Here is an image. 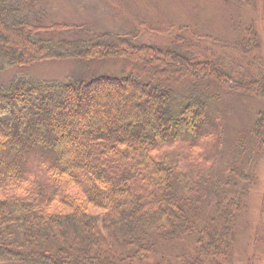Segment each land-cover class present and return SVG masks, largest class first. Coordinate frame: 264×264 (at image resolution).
I'll list each match as a JSON object with an SVG mask.
<instances>
[{"label":"trees","instance_id":"obj_1","mask_svg":"<svg viewBox=\"0 0 264 264\" xmlns=\"http://www.w3.org/2000/svg\"><path fill=\"white\" fill-rule=\"evenodd\" d=\"M228 1L223 0L224 3ZM232 1L233 4L238 3L237 0ZM47 11L49 8L46 9L40 0H0V66L18 63L19 55H30V30L38 32L45 28L42 23ZM233 24L236 31H241L236 23ZM52 25L63 29L58 24ZM13 26L22 40L18 49H13L12 44L2 43L5 34L13 31ZM66 27L70 28L71 33L75 29L73 26ZM35 36L39 45L45 44V40L38 39V33H34ZM209 41L216 44L217 40ZM48 42L46 48L60 50L64 45H69L76 54L91 48L90 56L86 58L88 60L93 57L101 59L97 53H93L94 47L100 45L98 42H102L100 49L107 51L105 54L100 51L104 55L101 57L108 56L106 54L110 52L117 54L120 44H129L126 47L130 50L133 49L130 44L134 45L111 35H99L91 39L80 36L79 39L72 34L67 41L56 39L55 42ZM193 45L203 47L199 40ZM190 48L187 44H179L162 55L167 56L172 52L182 58V66L191 68V78L196 84L195 80L201 79L198 70H204L205 78H212L209 76L216 72L222 85L232 86L234 80L242 90L252 89L255 92L256 88H250L248 84H260L258 94H264L262 70L253 74L240 73L232 68L226 72L208 59H200L206 56L205 52ZM61 55L62 50L55 53L56 58ZM164 62L168 63L166 60ZM171 64L180 66L178 61H172ZM150 67L149 71L153 74H149L159 77L156 73L158 67L153 64ZM168 75L175 77L173 74ZM131 76L98 77L79 82L81 90L73 96L67 94V90L72 87L69 82L12 81L7 87H0V190L5 188H1L2 183L10 179L17 183L24 181L28 158L34 154L39 159L38 166L47 168L51 183L47 189L42 186L34 189L36 193L29 199L8 195L0 200V260L8 257L5 253L10 252L19 264H123V256L131 255L140 260L137 257L144 258L151 253V248L146 249L141 244L151 239L147 234L162 232L166 242L185 237L194 239L193 247L183 256L160 254L148 264H232L231 242L228 238L230 227L226 217L231 213L233 202L215 203V219L211 220L210 225L201 226L203 223L198 221L193 210L195 200H188L173 188V181H180L183 191L191 187L188 185L190 178L197 175L199 170L196 169L187 177L177 173L176 163L172 162L171 165L170 159L166 158L163 165H158L159 171L156 173V169L152 168L154 161L149 157L151 148L164 145L162 140L165 136L177 139L184 136L181 132L190 135L193 132L189 131L190 128L200 127V123L205 121L200 99L188 95L189 102L176 107L175 111L171 90L159 89L151 85L150 81L146 83ZM243 78L248 84L240 83ZM93 82L123 93L122 99L125 101L130 94H135L130 91L145 95L141 103H134L133 108H126L117 101L114 111L105 110L102 119L91 123L96 108V94L103 92L102 87H96L85 94V88ZM190 92L191 87L187 90V93ZM87 105L88 111L85 109ZM199 112L200 118H197ZM195 113L199 121L192 126ZM75 126H81L82 129L74 131ZM252 133L258 138V143H264L261 142L264 141V110L256 113ZM54 135L60 137L58 142ZM66 140H69L68 148L72 147L71 159L66 154L64 156L67 146L62 144ZM210 156L211 150L199 155L203 161ZM154 172L159 178L151 183L148 179L156 176ZM232 175L233 168L220 182L215 179L212 182L213 191L220 193V189L226 190L231 183L227 184V181L235 178ZM68 182L80 189L88 204L92 202L104 210L95 224L94 221L87 223L82 210L84 202L81 201L78 206L66 203L67 200H76L75 197L67 196L65 187ZM232 190H236L235 187ZM244 191L236 195L241 196ZM55 204L67 205L70 211L64 214L61 209L52 208ZM10 240L33 244V250L19 256L18 251L11 250ZM138 240L143 242L139 244ZM55 241L61 244V248L53 252L55 254L43 250L45 243Z\"/></svg>","mask_w":264,"mask_h":264},{"label":"rangeland","instance_id":"obj_2","mask_svg":"<svg viewBox=\"0 0 264 264\" xmlns=\"http://www.w3.org/2000/svg\"><path fill=\"white\" fill-rule=\"evenodd\" d=\"M40 2L46 9L49 8L42 23L45 28L38 32L30 30L31 39L28 40L30 55H19L18 63L0 66V87H7L12 81L64 83L77 79L78 82H87L98 77L132 74L134 78L144 82L150 81L151 85L159 89L171 90L174 95L175 111L176 107L184 106L189 102L188 95L190 98L198 97L199 105L204 109L205 123H200L199 128L193 130L190 128L189 131H193L190 135L181 132L184 136L177 139L165 136L162 140L164 145L151 148L149 152V157L154 161L152 168L158 173V165H163L167 158L170 159L171 165L172 162L176 163L177 173H183L187 177L198 169V174L191 176L188 183L191 187L183 191L181 182L173 181V188L188 200L189 198L195 200L193 210L198 221L203 223L201 226L210 225L211 220L215 219L213 212L215 203L233 202L231 213L226 217L230 227L228 229L232 253L230 261L232 264H264V143H258V138L254 136V132L252 133L256 113L264 110V94L259 95L257 89L260 84H248L244 77L243 82L240 83L251 85L250 88L254 86L256 90L255 92L252 89L242 90L234 80L232 86L222 85L219 82L220 76L218 77L216 72L209 76L212 78H205L204 70H198L201 79H196V84L191 78V68L182 66V58L171 51L167 56L162 55L179 44H187L191 50L194 47L206 53V56L200 59H208L226 72L235 68L240 73L254 74L260 70L263 73L264 0H252V2L237 0L236 4H233L232 0L226 3L223 0H40ZM233 23H236L241 31L245 30L242 39H240L241 31H236ZM52 24H58L63 29ZM66 26H73L75 29L71 33L70 28L67 29ZM14 27L11 33L5 34L6 38H3L2 43L12 44L13 49H18V44L22 45V40ZM159 27L162 30L158 31ZM34 33H38V39L45 40V44L39 45ZM72 34L79 39L80 36L91 39L94 36L111 35L119 40H128L134 45L130 44L133 48L130 50L126 47L129 44H120L117 46V54L110 52L106 54L108 56L101 57L104 55L99 52L103 51L105 54L107 51L100 49L102 42H98L100 45L94 47L93 53H97L101 59L93 57L90 60L86 58L90 56L88 54L91 48L77 54L70 50L69 45H64L60 50L46 48L48 41L55 42L56 39L67 41ZM204 37H207L206 40H202ZM209 39H216V44ZM197 40L203 47L193 45ZM187 41L192 44H188ZM57 50L59 52H56ZM61 50L63 55L56 58L55 53H60ZM165 60L168 61L167 64ZM172 61H178L180 66L171 64ZM151 64L158 67L156 73L159 77H152L149 74ZM168 74H173L175 77L171 78ZM190 87L192 92L187 93ZM101 90L103 92L96 94L94 103L96 108L91 123L102 119L105 110L114 111L117 101L126 108L129 106L133 108L134 103H141L145 95L130 91L135 94H130L129 99L125 101L122 99L123 93L106 87ZM87 108L88 105L85 107L86 111ZM199 115L200 112L197 118H200ZM198 121L199 119L195 117L192 126ZM81 129V126H75L74 131ZM59 138L54 135L57 142ZM68 141L66 140L62 145L67 146L64 156L66 154L71 159L72 147L68 148ZM209 150H211L210 158L206 161L201 160L199 155ZM38 160L35 154L28 158L29 165L23 174V182L20 180V183H17L16 180L10 179L2 183L1 188H5L0 190V200L7 198L8 195L29 199L36 193L34 189L41 186L48 188L51 184L50 175L46 167L38 166L40 164ZM231 168L234 169L232 177L235 178L227 181V184L231 182L230 188L228 186L226 190L220 189V193L213 191L212 182L215 179L220 182ZM158 178L159 175L156 174L148 180L155 183ZM234 187L235 192L231 191ZM65 188L67 196L76 198V200H67L66 203L70 202L71 205L78 206L81 201L84 202L82 210L86 221L87 223L94 221L95 224L98 216L104 212L101 206L92 202L88 204L80 189L73 183L68 182ZM239 191L244 193L238 196L236 194ZM66 206L55 204L52 208L61 209L67 214L70 210ZM163 235L162 232L151 233L147 234L151 238L148 241L138 240L139 244L143 242L141 245L146 249L151 248L152 252L144 258L137 257L141 258L140 260L131 255L123 256L122 263L148 264L160 254L183 256L193 247L194 239L185 237L166 242ZM9 243L12 245L11 250L18 251L19 256H24L25 253L30 252H27L28 250H33V244L27 245L23 240L22 243H18V240H10ZM59 248L61 244L55 241L45 243L43 250L52 254ZM5 254L8 257H3L0 264H19L10 252Z\"/></svg>","mask_w":264,"mask_h":264},{"label":"bare ground","instance_id":"obj_3","mask_svg":"<svg viewBox=\"0 0 264 264\" xmlns=\"http://www.w3.org/2000/svg\"><path fill=\"white\" fill-rule=\"evenodd\" d=\"M132 74H130V75H123V77H126V78H129V77H131L132 78V76H131ZM77 80V79H76ZM76 80H71L69 83H70V85H72V87L71 88H69L68 90H67V94L69 93V95H75L77 92H80V90H81V88H80V83L78 82V81H76ZM139 80V79H138ZM140 81H142V80H140ZM144 82V81H143ZM146 83H147V81H146ZM104 84H100V83H97V82H93V83H91V84H89L86 88H85V94L89 91V90H91V89H93V88H96V87H102Z\"/></svg>","mask_w":264,"mask_h":264}]
</instances>
